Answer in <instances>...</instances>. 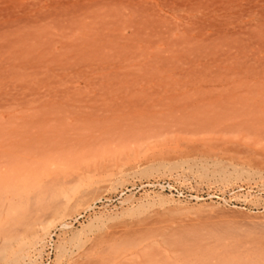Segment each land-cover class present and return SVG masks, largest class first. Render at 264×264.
I'll use <instances>...</instances> for the list:
<instances>
[{"label":"rangeland","instance_id":"374dc122","mask_svg":"<svg viewBox=\"0 0 264 264\" xmlns=\"http://www.w3.org/2000/svg\"><path fill=\"white\" fill-rule=\"evenodd\" d=\"M263 93L264 0H0V264H264Z\"/></svg>","mask_w":264,"mask_h":264},{"label":"bare ground","instance_id":"6f19581e","mask_svg":"<svg viewBox=\"0 0 264 264\" xmlns=\"http://www.w3.org/2000/svg\"><path fill=\"white\" fill-rule=\"evenodd\" d=\"M262 92V91H261ZM260 92V93H261ZM264 94V93H263ZM262 95V93L260 94ZM252 98V97H251ZM259 99V98H258ZM262 99V98H261ZM242 103V102H241ZM254 104V103H253ZM249 105V104H248ZM252 107V106H251ZM254 107V106H253ZM231 108V107H230ZM241 108V107H240ZM251 115V114H250ZM247 116V115H246ZM251 117V116H250ZM245 119V118H244ZM255 119V118H254ZM252 121V120H251ZM241 122V121H240ZM243 124V123H242ZM255 125H253L252 127L255 129V132L261 134H264V112L261 113V117L256 119V122L254 123ZM237 125V123L235 124ZM245 126V125H244ZM247 126V125H246ZM243 128V127H242ZM250 129V128H249ZM251 135H253V131L250 132ZM249 134V133H248ZM258 134V135H259ZM226 213V212H225ZM229 213V212H228ZM234 213V212H233ZM217 214V213H216ZM230 214V213H229ZM221 217V216H220ZM226 217V216H224ZM223 217V219H219V220H214L213 221V225L218 228L220 231H224V232H228V231H237L241 228H244L246 226V223L244 220H237L234 218H238V217H233V219H230V217L228 219H225ZM219 218V217H218ZM212 226V225H211ZM202 253V252H200ZM202 261V260H201ZM225 264H232V262L229 263H225ZM235 264V263H234Z\"/></svg>","mask_w":264,"mask_h":264}]
</instances>
